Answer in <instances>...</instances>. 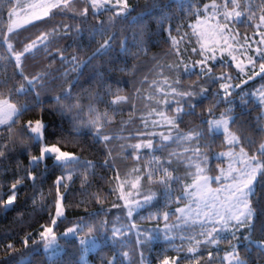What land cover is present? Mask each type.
I'll return each instance as SVG.
<instances>
[{
  "label": "snow or ice",
  "instance_id": "1",
  "mask_svg": "<svg viewBox=\"0 0 264 264\" xmlns=\"http://www.w3.org/2000/svg\"><path fill=\"white\" fill-rule=\"evenodd\" d=\"M7 4H12V0H7ZM81 4L82 10L75 7ZM200 4L201 0H180L182 14L204 17L203 20L197 19L195 25L188 26L192 29L191 34L183 35L180 30L184 25L177 23L175 29L172 28L171 21L178 20V17L174 13H165L167 5L161 0H147L135 17L131 14L136 7L129 0H39L30 5L32 13L23 25L13 20L18 7L14 5L7 13L10 21L7 33L0 15V67L10 65L13 69L11 73L0 72V126H7L8 141L4 143L5 135L0 128V217H5L7 212H15L13 223L21 228L28 223L24 219L26 215L30 219L37 215L43 218L38 231L27 232L20 238L22 248L17 249L13 242L0 246V250L7 253L0 258V264H45V261L52 264L55 258L66 253L69 245L71 254L62 264H73V259L75 264H89L88 254L102 251L100 245L109 243L114 246L113 255L111 258L100 255V264H152L153 259L157 264H181L182 259H198L197 253L202 246L215 245L218 249L219 242L229 238L230 250L223 256L221 264L223 261L228 264H253V248L256 250V264L264 261V142L257 146L252 136L244 135L245 125L252 128V124L242 119L250 111V104L264 108V32H258L261 39L253 41L257 45L254 50L247 43L237 48L234 45L239 42V34L233 35L231 27L237 24L252 26L251 22L257 19L258 13L259 23L255 27H264V0H212L203 4L202 8ZM154 10H159V14L155 16L156 29L153 31L143 20L145 16H152ZM104 13H108L106 19L101 18ZM57 15L68 17L75 23L63 24L62 27L55 24L35 39L25 37L31 42L17 50L16 45L22 43L17 39L19 30L36 22L46 23ZM89 16L95 18L94 23H89ZM165 21H169L167 27ZM173 31L176 36L172 35ZM85 33L89 41L99 35L103 42L90 55L82 58L80 53L84 49L80 41ZM193 36L197 46L191 48L190 54L198 55L201 57L199 60L185 62L181 58L164 64L159 62L161 57L154 54L149 62L156 63L139 81L143 86L149 83V75L164 76L165 72L169 76L172 73L177 75L174 80L168 76L160 81L153 79L149 85L155 89L152 95L164 97L156 101L163 110L153 108L148 117H141L142 126L133 127L135 119L132 117L121 120L118 122L121 134H105L108 126L116 123V113L122 110V106H130L133 112L137 110L133 95H120L121 88L113 92L111 85L105 84L113 80L118 85L128 83L122 78H114V70L134 77L146 62L137 61L129 66V57L135 59L141 52L147 55L149 47L160 43L161 39L169 46L165 59L181 57L180 44L185 37L191 40ZM13 40L16 44L10 43ZM61 41L66 43L58 46ZM5 44L7 55L2 51ZM73 45L74 51L67 55L68 47ZM133 47L138 51L131 52ZM238 52L252 53L247 57V65L242 61L236 62L234 53ZM39 57L49 63L40 66L34 74H25L27 60L31 58L35 61ZM97 57L103 59L98 61ZM257 62L258 71L255 70ZM217 63L229 71L216 76L214 68ZM233 63L238 74L231 71ZM245 67H251L252 74L240 83H233L239 74L247 75ZM157 69L160 71L157 72ZM185 75H196L198 78L185 86L181 79ZM17 77L20 78L19 86ZM257 78L262 83L252 91H245L249 82ZM56 81L60 83L56 85ZM201 81L205 86L199 87ZM217 83L218 88L214 87ZM158 84L163 87H157ZM164 88L169 91H164ZM140 92L141 89H136L135 95L139 96ZM21 96L25 97L23 102L18 99ZM209 97H212L210 106L206 110L201 107V111L197 112V107ZM148 99L151 100V95ZM46 100H50L51 105H46ZM101 103L111 113L108 110L101 112L96 107ZM221 103L230 107L217 116L215 109ZM234 109H239V112ZM33 111L37 113L35 119L21 123L18 129L13 127L20 117ZM48 113L59 117L60 123L55 131L50 127L53 122L45 120ZM152 115L157 119L149 123ZM186 116L196 117L200 124L183 131L181 126ZM262 118L264 112L255 117L253 131L264 133V126L259 123ZM65 123L67 128L63 126ZM158 128L167 131H157ZM125 131L127 136L122 135ZM210 133H222L223 143L229 149L216 154L217 159L227 158L228 166L226 169L219 168L215 176L205 174L213 169L208 166L209 153L200 149L201 141ZM81 135H89L92 144L103 145L106 150L103 162L83 159L80 154L63 150L70 138L78 142L77 138ZM115 140L125 141L119 145L124 159L132 157L135 164L144 161L141 167L124 172L123 180L118 165L120 157L113 155L115 149L109 147ZM18 141V151L9 147V144L15 145ZM184 143L194 147L185 148L182 152H168L167 159L162 158L170 145ZM242 144L244 146H240ZM237 146H240L239 151H235ZM83 151L82 148L81 153ZM157 152L162 155L157 156ZM14 153L20 156L28 154L27 167L22 166L19 160L15 171L3 167L10 156L15 158ZM181 165H186L188 169L195 167V172L187 173L194 176L191 184H185V177L178 174ZM97 167L115 172L114 181H107V191L118 193L117 198L123 203H114L113 208H119L126 215H118L113 220L98 219L101 215L109 216L112 210L103 207V189H97L95 193L88 191ZM80 169H83L82 173ZM57 170L61 174L56 176L48 193L41 190L37 197V186ZM9 172L14 177L10 186L4 180ZM76 178L81 181L80 194L88 196L89 201L94 200L101 207L95 211L85 209V215L69 220L66 201ZM145 181L155 186L157 191L142 192ZM29 182L32 191L22 197L21 190L27 188ZM213 183L217 187L213 188ZM5 187H8L7 192ZM126 188L129 189L127 192ZM160 198L165 201L164 210L156 208ZM184 200L188 201L184 207H171L173 203ZM150 208L156 210L148 211L147 216H140L142 210ZM136 216L149 221L151 226L141 228L134 222ZM123 220L127 223H122ZM62 224L71 226L60 232L58 229ZM132 234L136 236L135 247L121 251L128 247L125 241L130 243ZM254 236L260 238L254 239ZM156 240L163 241L168 247L152 257L155 249L153 242ZM185 243L188 244L186 250ZM240 249H243V254ZM169 250H174L177 255L169 258L166 255ZM37 255L42 257L40 261H34L33 257ZM208 255L211 259L207 264H212V259L217 257L211 251Z\"/></svg>",
  "mask_w": 264,
  "mask_h": 264
},
{
  "label": "trees",
  "instance_id": "2",
  "mask_svg": "<svg viewBox=\"0 0 264 264\" xmlns=\"http://www.w3.org/2000/svg\"><path fill=\"white\" fill-rule=\"evenodd\" d=\"M208 1H212V0H201V4L199 6L202 8L203 4L207 3ZM146 2H147V0H129V3L133 4L136 7V11H134L131 15L133 17H135L137 15V13L140 12V10L145 7ZM161 2L167 5V7L164 9L165 13H167V14H173L174 13L178 17V20L171 21L172 28L175 29L176 24L181 23L184 25V27L181 28V30H180L181 35H183L184 33L191 34L192 29L188 26L191 25L195 21L196 16L189 17L186 14H182L181 9L179 8L180 0H161ZM22 4H23V1H21V3L19 4V3H17V0H12V4H7V0H0V15L3 16V27H4L5 33H7V27L9 24V20L7 19L8 10L10 8H12L14 5H22ZM75 7L79 10L83 9L82 4L77 5ZM158 14H159V10H154L152 16H145L144 20H143V23L147 24L149 26V28L153 31L156 29L155 16ZM107 15H108V13H104V15L101 18L106 19ZM88 20H89V23L95 22V18L92 16H89ZM68 23H75V22L72 21L71 19H69L68 17L57 15L52 20L47 21L46 23L45 22H36L33 25H28V26L22 28L21 30H19L18 35H17V39L22 41V43L16 45L17 50L22 49L25 44H28L31 42V40H26L25 37L30 36L32 39H35V37L40 35L41 32L50 29L55 24H60V26L62 27L63 24H68ZM168 23H169V21H165V27L168 26ZM172 35L176 36V32L173 31ZM106 36H107V33H105V38H106ZM179 38L180 37H177V39H179ZM154 39H159V38L154 37ZM102 42L103 41L99 35H97L95 37V39H92L91 41H89L87 33H85L84 39L82 41H80L82 48L84 49L80 53L81 57L83 58V57H86L87 55H90L91 52L96 47H98L99 43H102ZM10 43L16 44V40L10 41ZM65 43H66L65 41H61L60 45H58V46H62ZM196 46H197V44H196V39L194 36L192 37L191 40H189L188 37H185L183 43L180 44V49L182 50V56L181 57L172 56L171 58L168 57L165 59L164 54L166 52H168L169 46L167 44L163 43V40L161 39L160 43L154 44V45L149 47L147 55H144L143 52H141V55L135 59L132 58L131 56L129 57V61H128L129 66L137 63V61L146 62L145 66L142 67V70L140 72H137L134 77L129 76L126 73H121L119 71L114 70V78H122L123 80L128 81L127 84H119L118 85L114 82V80L113 81H106L105 84L106 85L110 84L113 92H115L117 88H121L122 91L119 93L120 95H130V94L132 95L133 93H136V89H138V88L141 89L140 94L145 95V94H147V91L144 88H145V86H149V84L151 83V81L153 79L160 81V79H162L164 76L169 75L167 72L164 73V76H157L155 74L149 75L148 76L149 83L142 86L139 83V81L145 78V74L148 73L149 69L152 68L153 63L154 62L156 63V61L149 62L150 57H152L154 54H156V55L161 57V60L159 62L164 63V64H170L173 62V60H177V59H181V58L184 59L185 62L195 61V60H199L200 57L198 55H194V54H190V53H191V48L196 47ZM74 47H75L74 45L69 46L66 54L70 55L74 51ZM185 48L187 49V51H183ZM2 51L5 55H7V44L4 45V48ZM137 51L138 50L136 48H134V47L131 48V52L135 53ZM102 59H103V57H97L98 61L102 60ZM95 62L96 61H94L93 63H95ZM13 63H14V59H13ZM48 63H49V61L43 59V57H39L35 61H33L31 58H29L26 62L25 74H29V73L34 74L36 71L39 70L40 66L46 65ZM34 64L37 66L33 67ZM217 64H216V66H217ZM12 70H13L12 66H10V65H8L6 67H0V72L11 73ZM156 71L159 72L160 69H157ZM170 76H172L171 79L177 78V75L175 73H172ZM195 77H196V79L198 78L196 75H195ZM181 79H182L183 83H185L187 81L185 76H182ZM19 80H20V78L17 77V86H19ZM134 82H135V86H133ZM59 83H60V81H56V85H58ZM65 86H67V85L65 84ZM237 96H238V93H237ZM111 98L112 97H106V99H111ZM233 98L236 99V97H233ZM18 99L20 102H23L25 100V97L21 96ZM210 102L211 101L206 100L202 106H198L196 109L197 112L201 111V107H203V109L206 110L210 106ZM51 103L52 102L50 100L45 101L46 105H51ZM85 103H87V101H85ZM96 107L101 112L108 110L109 113H111V110L106 109V105L103 103L96 105ZM226 107H227V104L221 103L215 109V113H217V112L220 113V112L224 111L226 109ZM131 109L132 108L130 106H124V107L122 106V110L116 113V116H115L116 123L109 125L108 128L105 130V134H108V135H111L113 133L119 134V123L118 122L121 120H126V118L130 116L129 114L131 113ZM138 109H142V108L140 107ZM249 109H250V111L248 112L247 116L242 117V119H245L247 121H251V124L253 127L256 124L255 117L261 113V110H260V107H257L256 105L249 106ZM234 110L237 113L239 112V109H234ZM36 117H37V113L35 111H33L31 113H25L24 116H22L18 119L17 123L15 125H13V127L18 129L19 125L21 123H23L29 119H35ZM45 120L53 122L50 125L51 130H53V131H55L57 129V126L60 123L59 117L55 113L46 114ZM238 121H239V119H238ZM185 122L188 125H199L200 124V120L197 119L196 117H192V116H186L184 118V123ZM259 123H260V125L262 124L261 121ZM63 126L65 128H67L66 123ZM0 128L3 129L4 135H5L4 143H7L8 142L7 141V126L6 125L0 126ZM245 131L247 134H249V135L251 134V132L249 130L245 129ZM77 140H78V142H73L72 138H70L69 142L64 146L63 150L80 154L83 159H88V160H92V161H96V162H103V160L105 159V155H106V150L103 149V145L92 144L91 137L89 135H81L80 137L77 138ZM115 141H113L112 144L115 143ZM224 145H223L222 133L221 134H215V133L207 134L205 136L204 140L201 141V148L202 149H208V147H209L211 151L212 150H215V151L220 150L222 146L224 147ZM9 147L14 148L16 151H18L19 150V141L15 145L9 144ZM109 147L111 148V144L109 145ZM82 148L84 149V151L81 153ZM13 155L15 158L10 156L9 159L4 161V163H3L4 168L15 171L17 168V160H19V162L22 166L27 167V163H28V154L27 153H25L22 156L15 155V153ZM80 171L82 173L83 169H80ZM95 173H96V175H95V177L92 178V185H91V187H89L88 191L91 193H95V192H97V189H103L104 190V192H103V196H104L103 207L105 209H110V207L114 203V202L112 203L114 194L109 193L107 191V189L109 188V184L107 183V181L108 180L114 181L115 172L112 170H107V169L97 167L95 169ZM19 174L20 173H17V175H19ZM60 174H61L60 171L57 170L55 173H53L51 176H49L44 181V183L42 185H38L37 186V197L39 196V193L41 190L45 194H47L50 186L53 184V181L56 179V176H58ZM101 176L104 177L103 180L100 179ZM13 178L14 177L12 175V172H9V174L4 177V180L10 186V183L13 180ZM4 191L7 192L8 187H5ZM31 191H32V189H31V185L29 182V186L27 188L21 190V196L23 197V195L25 193L30 194ZM52 191L54 192L55 189L53 188ZM80 191H81V181H80V178H76L75 182L72 185V188L70 190L68 199L66 201V215H67L69 220H74L77 217L85 215V209H87V211H95L101 207V205L96 203L94 200L89 201L88 196L81 195ZM258 192H259V189H258ZM80 201H84V203H80ZM29 203H31V202L29 201ZM53 211H54V209H53ZM15 215H16L15 212H7L5 214V217H0V246L6 245L9 242H13V243H15V247L17 249L22 248V245L19 243L20 238L22 236H24L25 233H27V232L38 231L40 228V223L43 222V218L39 215H37L34 219H30V217H28L26 215L24 217V219H25V221H28V223H26L23 226V228H21L18 224L13 223V217ZM98 219L105 220L106 217L101 215L100 217H98ZM143 225L145 227L151 226L148 222H144ZM68 226H70V225L69 224H62L60 226V228L58 229V231L62 232ZM36 238L37 237H33V239H36ZM259 238H260L259 236H254V239H259ZM229 239L221 240L219 242V248L218 249H217V246H215V245L202 246L201 249L197 253L198 259H195V260H193V259H182L181 264H207V261L209 259H211L208 255V253L210 251L213 253V255L215 257H217L216 259H212V264H221L222 255L225 253V251H227V249H229L228 248ZM29 243H31V241H29ZM61 243H63V241H61ZM153 243L155 245V249L152 252V257H156L157 252H160L162 248L168 247V245L165 244L161 240H156ZM176 243L179 244L180 241L178 240V241H176ZM113 247L114 246L110 243L109 244H101L100 249H102V251L98 250V251H94V252L89 253V255H88L89 264H100V260H99L100 255H105L107 258H111L113 255ZM187 247H188V244L185 243L184 244L185 250L187 249ZM240 251H241V254H243V249H240ZM70 254H71V246L69 245L68 249L66 250V253L61 255L58 258H55L54 261L52 262V264H62L63 261H65L69 258ZM6 255H7L6 252H4L3 250H0V258L5 257ZM166 255H168L169 258H171L173 256H176L177 253L174 250H169L166 253ZM252 257H253V264H256L257 257H256V250L254 248L252 250ZM41 258L42 257L40 255L33 257L34 261H40ZM45 264H49V262L45 261ZM73 264H75V259H73ZM152 264H157L155 259H153ZM223 264H226V262L223 261ZM260 264H264V261H261Z\"/></svg>",
  "mask_w": 264,
  "mask_h": 264
},
{
  "label": "rangeland",
  "instance_id": "3",
  "mask_svg": "<svg viewBox=\"0 0 264 264\" xmlns=\"http://www.w3.org/2000/svg\"><path fill=\"white\" fill-rule=\"evenodd\" d=\"M21 1H23V4L22 5H18V7L15 9V15L13 16V20L21 23L23 25V21L27 18L30 17L31 13H32V10H30V5H33V4H36L39 2V0H17V3H21ZM212 1H208L207 3H211ZM258 15L259 13L257 14V19L252 21L251 22V25L252 26H245L244 24H237L235 26H231L233 28V35L235 34H239L238 35V43L234 45V47H241L243 45H245V43L249 44L251 46V48L254 50L257 45L255 43H253V41H258L261 39L260 35L258 34V32H264V27H261L260 29H257L255 27L256 24L259 23V20H258ZM197 19H201L203 20L204 17L201 16V17H196L195 21L191 24V25H195L196 22H197ZM246 19V17H245ZM10 23V21H9ZM201 27H204L203 25ZM227 35V34H226ZM247 38V40L245 39ZM196 39V38H195ZM234 55L237 56V61L236 62H243L245 65H247V57L248 56H251L252 53L251 52H238V53H234ZM171 58V57H169ZM201 58V57H200ZM228 58V57H226ZM230 59V58H228ZM155 63V62H154ZM153 63V64H154ZM255 70L258 71L259 70V62H257L256 64V67H255ZM226 71H229V69H226L224 67L221 66V64H217V66L214 68V73L216 76H220L222 73L226 72ZM232 73L233 74H238V70L235 69V64L233 63V66H232V69H231ZM252 71L253 69L251 67H245V73L247 75H243V74H239V78L238 79H235L233 80L232 82L233 83H240V81L242 79H247V76L248 75H251L252 74ZM168 78L170 80H174V79H171L172 76H169L167 75ZM185 78L187 79V81L184 83L185 86L191 84L193 81H196V77L195 75H191V76H187L185 75ZM164 77L160 80H163ZM159 81V80H158ZM262 83V81L257 78L254 82H249L247 88L245 89V91H252L254 89H256L260 84ZM150 85V84H149ZM204 84H203V81H201V84L199 85V87H202ZM205 86V85H204ZM157 87H163V85L161 84H158ZM214 87H219V83H217ZM146 91H147V94L143 95V94H140L139 96H136L134 95L135 93H133L132 95H134V99H133V103L136 105V111L133 112V110L131 109V113L129 114L130 116L126 118V120H128L130 117L134 118L135 119V125H133V127L135 126H142L143 125V121L140 119L141 117H148L149 116V113H151L153 111V108H157V110H163L162 108H159L156 104V101L157 100H163L164 97L162 95H152V93L155 92V89H152L150 88L149 86H145L144 88ZM164 91H169V89H165L164 88ZM151 95V100L148 99V97ZM234 99V98H233ZM209 101H212V97H209L208 99ZM252 105H255V104H250L249 106H252ZM124 107V106H123ZM142 108V109H138V108ZM173 107H175V105H173ZM230 107V105H227L226 108ZM261 112H264V108H260ZM170 114V113H169ZM220 113H216L217 116H219ZM154 119H157V117L155 115H152L151 117H149V123L151 122V120H154ZM262 122V124L260 126H264V118H262L260 120ZM239 123V121H238ZM195 125H188L186 122L181 126L182 130L183 131H187L188 128L190 127H193ZM256 126V124H255ZM255 126H253L252 128H255ZM235 128H236V125L233 126V130L235 131ZM252 128H249L247 125H245V129L246 130H249L251 132V134H247L246 131H244V135H249V136H252L253 139L256 141V144L258 146V144L260 142H264V133H260L259 131H253ZM157 131H164L166 132L167 129L165 128H158L156 129ZM121 134V133H119ZM239 135V133H237ZM122 135L124 136H127L128 135V132L125 131L124 133H122ZM132 143H135L136 141H131ZM121 143H125V141H121V140H116L115 143L111 144V148L113 147L115 149V151L113 152V155H116V156H119L120 157V160L118 161V165H119V168L121 170V179L123 180L124 179V176H123V173L124 172H128L130 169L134 168V167H141L142 164L144 163V161H141L140 164H135L133 163V159L132 157H129L127 159H124L122 154L120 153L119 151V145ZM224 145V143H223ZM240 146H244L243 144L240 145ZM240 146H237L235 148V151H239V147ZM191 147H194L193 144H190V143H184L182 145H179L177 146L176 144H172L170 145L166 150L165 152L163 153V156L162 158L164 159H167V153L168 152H171V151H176V152H182L185 148H191ZM200 149L202 152H207L209 153V157H208V166L213 169L212 172L210 173H205V174H208V175H212V176H215L218 174V170L219 168L223 167V168H227L228 166V160L227 158H221V159H217L216 158V154L217 153H220V152H226L228 151V147L226 145H224V147L222 146L220 150H210V148L208 147V149H202L201 148V143H200ZM245 150L248 151L249 149L245 146ZM147 151V150H145ZM191 153H189L190 155ZM157 156H161L162 154L160 152H157L156 153ZM191 171V172H195V167H192L191 169H188L186 165H181L179 167V171H178V174L182 177H185L184 179V183L185 184H191L193 182V179H194V176H190L188 175L187 173ZM212 187L215 188L217 187V185L215 183L212 184ZM129 189H125V191L127 192ZM151 190V191H157L156 187L155 186H150L146 181L143 183V188L141 189L142 192H144L145 194L148 193V191ZM175 196V194H174ZM118 193L114 194L113 195V200H112V203L114 202L115 204H122L123 202L122 201H119L118 200ZM113 203V204H114ZM155 203V201H154ZM164 199L163 198H160L159 199V203L156 204V208H160L161 210H164ZM188 203L187 200H184L182 202H178V203H173L171 205V207L174 209L176 207H184L186 204ZM113 204L112 206L110 207V209L112 210L111 211V214L109 216L106 217L105 220H113L115 219L118 215H126V213L124 212H121V210L119 208H113ZM156 208H150L148 210H142L140 212V216H147L148 214V211H155ZM122 223H127V220H123L121 221ZM136 224H138L141 228L145 227L143 225L144 222H148L147 220H141L139 218V216H136L135 217V221H134ZM150 224V223H149ZM71 226V225H70ZM69 227V226H68ZM109 227H111V225H109ZM197 231H199V229H197ZM201 240L204 239V237H200ZM135 240H136V236L135 234H132L131 237H130V243L128 241H125V243L128 245L127 248H123L121 249V251H128L129 248H134L135 247ZM178 241V240H177ZM230 249H227V251H229ZM225 251V253L227 252ZM225 253L222 255L221 258H223V256L225 255ZM89 255V254H88ZM87 260L89 261L88 259V256H87ZM226 264H228L227 261H225Z\"/></svg>",
  "mask_w": 264,
  "mask_h": 264
}]
</instances>
